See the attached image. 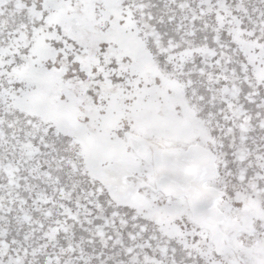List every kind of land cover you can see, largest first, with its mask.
<instances>
[{
    "label": "snow or ice",
    "instance_id": "6c2138e0",
    "mask_svg": "<svg viewBox=\"0 0 264 264\" xmlns=\"http://www.w3.org/2000/svg\"><path fill=\"white\" fill-rule=\"evenodd\" d=\"M0 264H264V0H0Z\"/></svg>",
    "mask_w": 264,
    "mask_h": 264
}]
</instances>
